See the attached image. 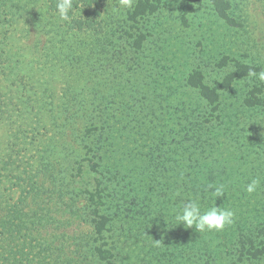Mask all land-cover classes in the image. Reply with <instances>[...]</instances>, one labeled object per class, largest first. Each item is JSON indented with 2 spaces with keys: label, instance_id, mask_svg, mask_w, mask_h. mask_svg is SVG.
<instances>
[{
  "label": "trees",
  "instance_id": "16d2710c",
  "mask_svg": "<svg viewBox=\"0 0 264 264\" xmlns=\"http://www.w3.org/2000/svg\"><path fill=\"white\" fill-rule=\"evenodd\" d=\"M109 1L73 0L70 19L64 21L58 15L57 0H44L51 21L48 32L51 43L57 37L53 42L58 44L53 50V61L57 60L56 53L67 56L62 48L66 44L72 55L69 60L75 64H81L83 59L81 54L73 56L78 46L80 51L89 45L100 46L104 54L114 46L115 49L128 47L133 53L142 50L152 35L144 22L160 13L164 1L135 0L124 22L129 30L122 28L123 35L116 38L107 34L106 20L102 17ZM206 1L223 23L239 26L232 0ZM201 2L194 0L193 5L199 6ZM0 5L13 7L4 0H0ZM192 9L191 4H186L184 11L189 13ZM10 21L13 19H0V264L264 262V213L257 216L261 218L257 219V224L244 222L235 231L231 225L226 239L219 243L215 241L220 237L216 231L200 234L194 227L176 226L174 220L175 212L189 197H198L203 208L214 203L225 208L238 207L228 176L215 173L210 177L213 172L200 157L214 155L215 149L222 145L220 139L225 135L223 128L226 126L220 128L219 125L222 123L220 105L235 83L239 80L251 82L242 100L245 107L264 108V82L247 75L249 70L259 73L262 70L259 65L223 56L218 61L219 67L231 63L233 71L220 80L208 84L200 70L187 74L183 87L196 93L198 100L189 105L181 101L180 114L170 113L153 146L139 149V144L142 145L149 134L146 130L138 135L137 147L132 151L119 137L114 125L119 120L111 114L99 115L92 108L95 104L90 97L79 93L59 104L55 91L49 96V83L40 80V70L38 73L20 71L18 64L22 53L13 50L19 39L4 29ZM124 55V52L115 51L109 59L118 63ZM122 60L124 66L130 63L126 58ZM62 61L63 58L60 70L65 68ZM54 67L52 64L51 69ZM55 102L65 113L75 109L68 125H72L81 112L82 117H88L86 126L90 125L72 138L79 153L73 154L72 149L69 155L74 164L82 160L89 167L84 174L79 164L77 175L73 176L92 180L80 194L86 203L91 231L88 238L82 237L71 246L62 245L65 243L49 232L53 222L49 210L53 191L45 189L44 183L53 181L56 170L51 162L58 153L65 152L59 149V144L67 138L65 128L53 131L45 124ZM258 158L262 160L264 172V147ZM219 183L226 184L228 192L216 200L206 189L208 184ZM260 188L264 194V176ZM261 207L264 211V204L261 203ZM236 256L237 262L233 261Z\"/></svg>",
  "mask_w": 264,
  "mask_h": 264
},
{
  "label": "rangeland",
  "instance_id": "374dc122",
  "mask_svg": "<svg viewBox=\"0 0 264 264\" xmlns=\"http://www.w3.org/2000/svg\"><path fill=\"white\" fill-rule=\"evenodd\" d=\"M4 1L13 7L0 5V19H13L4 25V29L19 39L13 50L22 53L21 63L18 64L20 71L40 72V80L49 83V96L55 91L59 104L79 93L90 97L95 104L92 108L99 115L106 114V117L111 114L115 120H119L114 124L119 130V137L132 151L137 147L136 138L146 130L149 134L144 137L142 145L139 144V149L146 150L148 146H153L152 143L159 138L158 131L165 126L170 113L180 114L181 101L189 105L198 100L196 93L183 87V79L193 70H200L208 84L233 71L231 63L227 67H219L218 61L223 56L259 65L264 70V0H232L237 27L228 26L218 19L206 0H202L199 6L193 5L194 0H163L160 13L144 22L152 35L147 38L142 50L133 53L128 47L115 49L114 46L104 54L100 46L89 45L82 51L78 46L79 51L73 48V56L75 58L76 54H81V64L69 60L72 55L67 44L62 47L67 56L56 53L57 60L53 61V50L58 46L53 42L57 41V37L51 43L52 37L48 34L51 21L44 0ZM186 4L193 7L189 13L184 11ZM113 7H120L119 0H110L102 17L106 20L107 34L116 38L123 35L122 28L129 30L124 22L131 8H121L120 14H114ZM115 51L124 52L123 58L130 63L124 66L123 58L118 63L109 59ZM60 57L65 66L61 70ZM52 64L55 67L51 69ZM250 84V81L239 80L224 95L220 105L222 123L216 122L221 125L220 128L226 126L223 128L225 135L220 139L222 145L220 149H215L214 155L206 159L200 157L207 169L213 172L210 177L217 173L229 178L234 189L232 197L238 206L231 208L235 212L234 231L244 222L257 224V216L264 213L261 188L253 194L245 191L252 178L264 176L262 160L258 158L264 147V108L253 110L242 103ZM184 90L188 92L184 93ZM74 110L71 108L69 113H65L55 102L45 120L53 131L61 127L67 130V138L59 144V149H65L66 153H58L52 160L53 169L56 170L53 171V181L44 183L45 189L53 191L49 204L53 222L49 232L59 242L65 243L62 244L64 246L80 242L82 237L88 238L91 231L86 203L80 194L92 180L74 177L79 164L84 174L89 167L82 160L74 164L69 155L72 149L73 154L79 153L77 143L72 138L78 131H84L88 117L81 116V109L72 125H68ZM71 167H74L72 171ZM230 226L217 232L220 236L215 240L217 243L226 239ZM220 249L223 250V246ZM233 261L237 262V256ZM238 263L241 264L240 261ZM244 263L248 264L247 261Z\"/></svg>",
  "mask_w": 264,
  "mask_h": 264
},
{
  "label": "clouds",
  "instance_id": "9594fccd",
  "mask_svg": "<svg viewBox=\"0 0 264 264\" xmlns=\"http://www.w3.org/2000/svg\"><path fill=\"white\" fill-rule=\"evenodd\" d=\"M135 0H119L120 7H113L114 14H120L121 8H132ZM56 8L61 20L70 19L69 13L73 11V0H57ZM248 77H256L259 81L264 82V70L257 73L249 70ZM262 178L255 177L245 186L248 194H253L260 189ZM211 197L217 198L227 194L228 186L224 183L208 184L206 189ZM215 200V201H216ZM235 212L231 208L217 206L214 203L209 208H203L198 197H189L186 202L182 203L180 209L175 212L174 220L177 225H183L185 229L195 228L197 232L203 234L205 232H220L226 226L234 223Z\"/></svg>",
  "mask_w": 264,
  "mask_h": 264
}]
</instances>
